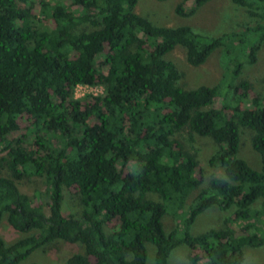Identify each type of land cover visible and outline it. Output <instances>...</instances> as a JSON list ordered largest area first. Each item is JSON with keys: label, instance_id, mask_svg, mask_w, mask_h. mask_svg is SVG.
Returning <instances> with one entry per match:
<instances>
[{"label": "trees", "instance_id": "16d2710c", "mask_svg": "<svg viewBox=\"0 0 264 264\" xmlns=\"http://www.w3.org/2000/svg\"><path fill=\"white\" fill-rule=\"evenodd\" d=\"M135 1L0 0V218L16 231L35 230L10 244L0 238V264H18L54 241L82 245L64 264H145V242L154 247L152 264H166L179 245L187 247L190 264H241L244 246L264 244V228L249 222L259 215L256 200L264 212V97H250L245 79L181 88L180 71L163 58L180 46L197 66L237 34L155 25L133 11ZM184 1L173 8L179 16L209 0H191L187 10ZM230 2L249 16L264 15L253 6L264 0ZM253 30L259 37L244 51L248 64L264 39V26L241 32ZM241 65L235 60L229 71V62L222 78L236 77ZM78 84L99 85L102 93L75 98ZM220 85L252 107L213 106ZM19 119L24 132L10 138ZM237 124L253 131L259 170L235 156ZM184 127L217 145L207 163L220 166L224 177H210L179 216L181 229L165 233L167 208L176 215L202 180L196 152L174 138ZM23 176L45 184L47 214L19 192L16 180ZM63 189L77 195L78 213L60 212ZM147 192L159 200L144 198ZM209 207L233 208L226 225L190 234ZM233 220L243 224L235 230L228 226Z\"/></svg>", "mask_w": 264, "mask_h": 264}, {"label": "rangeland", "instance_id": "374dc122", "mask_svg": "<svg viewBox=\"0 0 264 264\" xmlns=\"http://www.w3.org/2000/svg\"><path fill=\"white\" fill-rule=\"evenodd\" d=\"M178 1L180 0H136L133 11L147 18L155 25H188L193 31L205 36L214 37L229 32H234L237 36L225 41L223 45L214 49L206 57L205 61L197 66H192L186 62L180 46H174V48L165 53L163 58L172 61L181 73L177 85L181 88L189 89L199 85L213 86L222 79L221 85L230 83L229 79L232 80V83L245 79L250 84V97L254 95L264 97V39L259 42L254 63L248 64L243 58L244 51L250 43L258 39L259 35H257V30L255 32L253 30V33L248 32L247 34L241 32L245 28H253L254 25L264 26V15L261 17H257V15L249 16L245 12V7L236 6L230 0H209L198 7L192 14L179 16L173 11ZM191 3V0H185L182 6L187 10L191 7ZM253 6H258V12H262L261 14H263L264 4L255 3ZM86 28L88 29L89 27ZM235 60L242 62L238 75L233 78L231 74H228V79L226 77L222 78L226 65L229 62L231 63V67L228 69L231 71ZM220 88L217 95L213 98V106H220L223 103L228 106L238 105L241 108L252 107L250 100L236 98L232 95L231 91L226 90L227 88ZM101 93L102 87L99 85L88 86L79 84L74 87L72 95L75 98L82 99L85 95H98ZM24 124L25 121L23 119L17 120L18 130L9 137H16L22 134L24 132ZM237 129L239 132V142L235 156L244 160L251 168L259 170V156L250 147V137L253 131L239 124H237ZM174 138L182 144L185 150L196 152L202 180L196 189L189 192L185 201L176 210L175 214L178 216L169 214V208H167L166 213L161 217L162 228L165 233L174 228L177 230L181 229L179 216L182 215L198 190L207 187L210 177H224L220 166L210 167L207 163L208 157L217 148V145L209 137L189 133L188 129L184 127L174 134ZM16 185L21 194H25L33 205H40L43 212L47 214L45 204L48 193L47 190L44 192L45 184L41 179L23 176L16 180ZM143 197L154 201L159 200V197L154 192H147ZM252 206L259 209V215H257V220L249 219V222H254L259 229L264 228V212L260 211V201L256 200ZM79 210L80 206L77 195L71 190L63 189L60 212L62 214H74L78 213ZM232 210L233 208L220 211L215 207H209L195 217L188 227V232L194 235L210 228H222L226 225L223 223L224 218L228 217ZM241 224H243L242 221L233 220L229 221L228 226L236 230ZM105 226L104 231L106 232V229L111 227V223L106 226V229ZM34 231H16L9 226L4 216L0 218V238L5 244H10ZM144 246L146 250L145 264H152L154 247L148 242H145ZM187 251V247L184 245L173 248L167 257L166 264H190L186 258ZM73 252L82 253V245L80 243L67 245L62 241H54L42 248L33 250L18 264H64V259ZM243 257L244 260L241 264H264V244L255 248L244 246Z\"/></svg>", "mask_w": 264, "mask_h": 264}, {"label": "built area", "instance_id": "2783aa9c", "mask_svg": "<svg viewBox=\"0 0 264 264\" xmlns=\"http://www.w3.org/2000/svg\"><path fill=\"white\" fill-rule=\"evenodd\" d=\"M79 85V84H78ZM84 85V84H83Z\"/></svg>", "mask_w": 264, "mask_h": 264}]
</instances>
